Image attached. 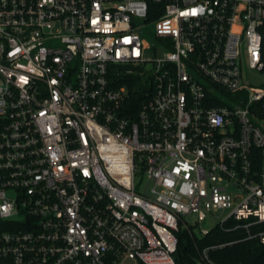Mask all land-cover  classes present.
<instances>
[{"label":"built area","instance_id":"obj_1","mask_svg":"<svg viewBox=\"0 0 264 264\" xmlns=\"http://www.w3.org/2000/svg\"><path fill=\"white\" fill-rule=\"evenodd\" d=\"M215 229L264 246V0H0V264H177Z\"/></svg>","mask_w":264,"mask_h":264},{"label":"trees","instance_id":"obj_2","mask_svg":"<svg viewBox=\"0 0 264 264\" xmlns=\"http://www.w3.org/2000/svg\"><path fill=\"white\" fill-rule=\"evenodd\" d=\"M242 238L240 233L225 234L215 229L204 239L194 241L188 233L182 232L179 234L177 264H198L197 248L202 250L235 239L241 240L233 246L215 249L210 252L211 258L217 264H264V246L257 241H248Z\"/></svg>","mask_w":264,"mask_h":264},{"label":"rangeland","instance_id":"obj_3","mask_svg":"<svg viewBox=\"0 0 264 264\" xmlns=\"http://www.w3.org/2000/svg\"><path fill=\"white\" fill-rule=\"evenodd\" d=\"M143 31H144L143 38L148 42V44L150 46H152L153 48H155L157 46L159 47L158 40H157V38L155 36V32H154L155 31V24L154 23H148ZM149 55L155 57L154 51L153 50L149 51ZM198 80L206 88H208V89L210 88L211 85L206 79L202 78L201 76H198ZM215 93H216V95L218 97L223 99L226 103H229V104H232V105L236 104L235 102H231L230 99L226 95H224V93L221 92L220 90H216ZM224 215H225V213L220 212L219 215L217 216V218H215V219L214 218H210L208 221L203 222L201 224H198L197 225V229H199L200 227L206 228V229H212L222 219V217ZM186 220L191 225V223H193V221H194V217L190 216ZM127 264H134V262L130 261Z\"/></svg>","mask_w":264,"mask_h":264}]
</instances>
